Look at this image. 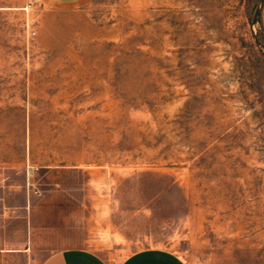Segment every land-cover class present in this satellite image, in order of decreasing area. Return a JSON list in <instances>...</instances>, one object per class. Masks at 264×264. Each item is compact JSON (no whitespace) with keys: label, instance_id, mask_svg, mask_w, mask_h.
Wrapping results in <instances>:
<instances>
[{"label":"rangeland","instance_id":"rangeland-1","mask_svg":"<svg viewBox=\"0 0 264 264\" xmlns=\"http://www.w3.org/2000/svg\"><path fill=\"white\" fill-rule=\"evenodd\" d=\"M24 163L75 170L40 259L264 264V0H0V165Z\"/></svg>","mask_w":264,"mask_h":264},{"label":"crops","instance_id":"crops-1","mask_svg":"<svg viewBox=\"0 0 264 264\" xmlns=\"http://www.w3.org/2000/svg\"><path fill=\"white\" fill-rule=\"evenodd\" d=\"M50 1L73 4L84 0ZM35 169H42L41 174L37 175ZM74 171L73 166L55 163L0 165V264H112L100 253L86 247L57 249L39 258L40 252L35 247L37 238L58 227L48 214L55 216V210H60V214L62 210L52 194L56 192L58 195L65 175ZM40 193L47 203H40ZM41 215L46 216L39 217ZM119 264L187 262L172 249L150 247L133 252Z\"/></svg>","mask_w":264,"mask_h":264}]
</instances>
